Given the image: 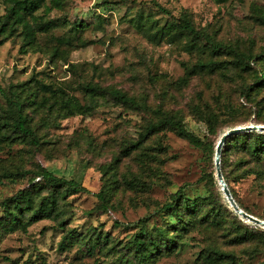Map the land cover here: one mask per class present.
Wrapping results in <instances>:
<instances>
[{
	"label": "rangeland",
	"instance_id": "obj_1",
	"mask_svg": "<svg viewBox=\"0 0 264 264\" xmlns=\"http://www.w3.org/2000/svg\"><path fill=\"white\" fill-rule=\"evenodd\" d=\"M181 17L226 48L178 31ZM261 71L264 0H0V264H138L131 243L156 227L175 241L148 264H264V228L237 225L210 178L222 132L264 125ZM5 93L23 103L36 142L17 134ZM158 111L202 145L168 128L142 138ZM248 165L230 186L264 219V156ZM41 168L87 190L66 192ZM179 190L193 205L180 208L184 230L161 208ZM245 225L254 234L241 240Z\"/></svg>",
	"mask_w": 264,
	"mask_h": 264
},
{
	"label": "trees",
	"instance_id": "obj_2",
	"mask_svg": "<svg viewBox=\"0 0 264 264\" xmlns=\"http://www.w3.org/2000/svg\"><path fill=\"white\" fill-rule=\"evenodd\" d=\"M154 4L160 8L164 12H169L165 7H162L159 3L154 2ZM27 6V3L25 4ZM172 25L177 28L180 32H187L189 34H192L195 38H202L205 40V42L210 46V48L213 51L219 52L221 49L226 48L225 45L221 44V42L215 41L207 32L199 30L194 27V25L191 23V21L185 17L177 18L172 21ZM242 62V67L246 66L245 63ZM201 66H204L202 64ZM213 67V63H211V68ZM264 83V72L261 71L259 75L254 79L252 82L253 86H259ZM92 84H88V87L90 89L92 88ZM251 86V87H253ZM106 92L115 98L116 100L128 104V105H134L137 106L139 103L137 100L132 97L128 96L126 93L120 91L116 88H107L105 89ZM0 91H3L2 87L0 86ZM5 97L9 104H11V116L14 119V129L16 130L17 134L22 135L23 137H27L30 140L36 142V135L33 132V130L30 128L28 124V118L27 114L23 112L22 109V102L15 99L14 97L7 95L5 93ZM144 105V104H143ZM196 112L202 119H204L209 124V128L212 132H216V128L212 125L210 121H208V117H205L204 112L202 109L196 107ZM160 116L157 120L150 122L147 126V130L144 134H142V138H145L148 134L155 132L157 130L168 128L170 130L175 131L177 134L185 137L188 142L195 146H201L202 145V139L198 136H196L194 133L189 131L184 124L182 123L181 117L175 113H163V111H158ZM239 126V125H236ZM235 127V126H232ZM141 140V139H140ZM217 142V141H216ZM216 145V144H215ZM234 152L238 153L239 157L234 162V168H230L229 171H226V166L229 164V155ZM264 156V130H246V131H239L236 133H232L228 135L223 142L221 146V153H220V165H221V171L223 174V177L225 179V182L227 183V186L239 205L243 210L246 212L251 213L249 209L244 207L239 200L236 198V195L234 194V190L230 186L229 179H235L238 180L241 177H244L245 174H247L250 170L249 162L258 160ZM41 173L44 177H48L51 180L57 181L59 184H63L66 187V192H81L86 191V187L83 185H80V183L76 182L73 179H64L61 177H58L48 170L41 168ZM210 178L214 181V185L217 184V181L214 178V175L210 173ZM218 193H220V196L222 197V200L224 201V206L226 207V210L228 213L232 214V216L235 218V220L238 221L237 225L241 224V218L233 211L231 207H229V204L227 203V200L223 195H221V190H217ZM182 191H177L173 193L172 198L166 202H164L161 206L163 210H170L172 211L177 217V226L184 230L187 227L188 222L185 221L184 218H182L180 214V208L183 207L186 210H190L193 208V205H191L190 201L182 195ZM98 196L101 198V200H104V195L101 193H98ZM13 201H15V205L20 208V201L17 199V196L12 197ZM210 201L207 200L206 203H209ZM253 215V214H252ZM33 216H36L35 214ZM258 218L260 216L254 215ZM166 230L163 227H156L153 232H149L146 239H134L131 243L132 247L135 250L136 256L138 258V264H148L149 260V253L151 252V249L154 248L155 250H161L162 248H168V246L171 243H174V237H168L166 234ZM254 234L253 230H250L244 226L243 230L237 231L236 236L238 238L245 239L252 237ZM264 234V231L263 233Z\"/></svg>",
	"mask_w": 264,
	"mask_h": 264
},
{
	"label": "water",
	"instance_id": "obj_3",
	"mask_svg": "<svg viewBox=\"0 0 264 264\" xmlns=\"http://www.w3.org/2000/svg\"><path fill=\"white\" fill-rule=\"evenodd\" d=\"M264 130L263 124H247V125H239L235 127L227 128L224 132L221 133L219 138L217 139L216 145H215V154H214V165H215V176L217 179V182L220 186V189L222 190L225 198L227 199L229 205L233 209V211L242 219L251 221L252 223L261 226L264 228V219L258 218L245 210H243L235 199L233 198L227 183L225 182V179L223 177L221 166H220V153H221V146L223 142L225 141L226 137L232 133H236L239 131H246V130Z\"/></svg>",
	"mask_w": 264,
	"mask_h": 264
}]
</instances>
